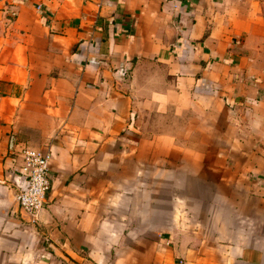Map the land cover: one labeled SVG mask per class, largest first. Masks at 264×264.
Listing matches in <instances>:
<instances>
[{"label":"crops","instance_id":"1","mask_svg":"<svg viewBox=\"0 0 264 264\" xmlns=\"http://www.w3.org/2000/svg\"><path fill=\"white\" fill-rule=\"evenodd\" d=\"M46 148L32 223L11 181L24 150ZM121 149L236 169L245 223L191 256L142 225L149 253L119 242L115 264H264V0H0V264L83 261L127 229L105 222L100 191Z\"/></svg>","mask_w":264,"mask_h":264},{"label":"rangeland","instance_id":"2","mask_svg":"<svg viewBox=\"0 0 264 264\" xmlns=\"http://www.w3.org/2000/svg\"><path fill=\"white\" fill-rule=\"evenodd\" d=\"M117 155L119 159L111 162L113 167L104 170L106 179L100 191L106 194L105 222L127 229L118 233L108 232L109 235L105 233V243L93 241L88 244L89 247L97 243L98 248L77 249L74 252L84 260L77 259L72 264H98L101 256L97 257L96 253L104 251L102 257L106 264H115L113 260L117 257L119 242H124L122 246L133 244V249L141 253L139 256L149 253V241L153 242L156 238L154 234L158 233L144 232L139 228L142 225L166 232L163 234L172 242L173 250L177 249L184 256L195 255L191 254L193 250L197 255L200 247L205 252L207 244L221 243L225 227L230 231L244 225L239 214L244 204L239 197L242 188L238 183L243 175L236 169L193 167L191 162L181 168L170 164L165 168L158 163L153 165L156 157L149 161L148 152L141 149L135 152L121 149ZM171 159L174 160L173 157ZM18 213L21 216L20 211ZM21 221L27 223L24 219ZM112 225L108 226L113 228ZM131 227L136 228L131 233L132 239L128 231ZM104 246L106 249H103ZM91 255L93 259L86 262V256Z\"/></svg>","mask_w":264,"mask_h":264},{"label":"built area","instance_id":"3","mask_svg":"<svg viewBox=\"0 0 264 264\" xmlns=\"http://www.w3.org/2000/svg\"><path fill=\"white\" fill-rule=\"evenodd\" d=\"M101 9L112 0H90ZM52 152L28 149L22 152V166L18 176L11 183L15 190L14 201L20 212L27 215L32 223L36 222L41 211L47 205L50 191V164ZM21 179V182L17 180Z\"/></svg>","mask_w":264,"mask_h":264}]
</instances>
